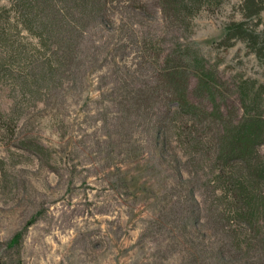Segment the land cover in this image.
<instances>
[{
    "label": "rangeland",
    "instance_id": "rangeland-1",
    "mask_svg": "<svg viewBox=\"0 0 264 264\" xmlns=\"http://www.w3.org/2000/svg\"><path fill=\"white\" fill-rule=\"evenodd\" d=\"M241 3L208 0L187 27L154 10V29L164 30L156 44L162 73L141 66L135 45L121 52L103 45L118 25L93 30L75 81L24 104L15 135L0 127V264H244L242 251L218 256L222 238L236 232L208 217L212 107L196 89L208 73L207 83L224 89V112L240 117L235 83H264V60L244 41L223 43L228 24L243 18ZM185 47L205 62L190 76L199 123L183 125L182 113L161 148L155 112L128 110L132 83H164ZM11 89L0 83V111L11 107Z\"/></svg>",
    "mask_w": 264,
    "mask_h": 264
},
{
    "label": "trees",
    "instance_id": "trees-1",
    "mask_svg": "<svg viewBox=\"0 0 264 264\" xmlns=\"http://www.w3.org/2000/svg\"><path fill=\"white\" fill-rule=\"evenodd\" d=\"M205 5L208 0H10V5L0 4V83H12L14 96L11 107L0 111L1 130L15 135V119L22 117L24 104L42 94L51 98L59 83L75 81L84 38L93 30L118 25L102 39L103 45L116 52L135 45L143 55L141 66L147 68L149 62L156 70L161 58L156 44L164 30L154 29L150 19L154 10L162 11L172 27L175 21L187 27ZM241 13L242 20L228 24L223 43L244 41L264 60V0H242ZM190 48L163 73L164 83H132L128 110L155 112L153 140L164 148L179 115L187 117L183 125L199 123V107L190 97L196 89L207 93L212 109L202 112H208V217L212 226L225 231L235 227L236 232L222 238L218 256L224 261V253L242 251L244 264H264V153L260 150L264 83H235L243 114L234 117L222 109L226 95L221 84L207 83L204 58L198 52L190 54ZM197 69L204 74L194 90L190 76ZM184 134L179 130L176 137L183 140ZM20 237L17 234L12 243Z\"/></svg>",
    "mask_w": 264,
    "mask_h": 264
}]
</instances>
